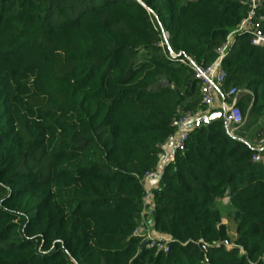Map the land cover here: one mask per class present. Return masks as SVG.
I'll return each instance as SVG.
<instances>
[{
    "label": "trees",
    "instance_id": "1",
    "mask_svg": "<svg viewBox=\"0 0 264 264\" xmlns=\"http://www.w3.org/2000/svg\"><path fill=\"white\" fill-rule=\"evenodd\" d=\"M251 9L0 0V264H264V127L253 132L261 147L244 137L264 119V47L241 29ZM256 12L264 28V0ZM225 43L223 88L242 92L243 122L233 134L223 117L191 127L153 190V228L169 250L142 247L144 175L174 120L208 110L170 52L207 65Z\"/></svg>",
    "mask_w": 264,
    "mask_h": 264
},
{
    "label": "built area",
    "instance_id": "2",
    "mask_svg": "<svg viewBox=\"0 0 264 264\" xmlns=\"http://www.w3.org/2000/svg\"><path fill=\"white\" fill-rule=\"evenodd\" d=\"M258 0H251L252 9L249 16L244 20L241 25V29L247 31L252 36V43L257 46L264 47V28L261 18L257 17L256 2ZM169 33L162 32L161 41L159 45L165 48ZM229 43L223 44L217 52V58L210 64L204 65L197 63L192 57L183 56L176 52L171 51L170 57L177 59L179 63L188 64L193 70L194 78L197 80L200 90L203 104L211 109L216 106L218 100V94L221 92V102L218 104V108L222 112V117L225 121L230 133L233 134L234 128L243 122V113L238 106V89L236 86H232L229 89L223 88V83L226 79V72L222 66V59L224 58ZM200 114L186 113L176 118L173 124L176 126L177 131L175 136V145L177 150H183L186 145V141L189 137V131L191 127L199 120ZM255 160H260V156L256 155ZM163 171L158 169L151 170L144 175V185L146 194L142 199L143 217L152 212L154 209V196L153 190L157 188L161 181ZM153 183L151 185L150 183ZM226 195L223 200H228ZM142 224L139 225L136 230V234L142 232ZM168 238L156 236L149 241V246L156 249L169 250L167 243ZM207 261V259H206Z\"/></svg>",
    "mask_w": 264,
    "mask_h": 264
},
{
    "label": "crops",
    "instance_id": "3",
    "mask_svg": "<svg viewBox=\"0 0 264 264\" xmlns=\"http://www.w3.org/2000/svg\"><path fill=\"white\" fill-rule=\"evenodd\" d=\"M221 102V92L220 94H218V100L217 103L220 104ZM216 103V106L208 109L206 112H204L203 116L199 119H202L204 117H208L209 115H211L212 113L218 112L220 110H218V104ZM211 110H216L212 113H210ZM259 147L262 146V144H258ZM177 148L175 145V136H173L172 138H170L164 145H163V152L160 155V160H159V164L157 169L160 171H163L165 169V167L174 160L175 154H176ZM151 185H153V183H150ZM145 186V185H144ZM150 223L151 227H152V231H151V235L152 236H160V237H164V238H168L167 235L162 234L157 232L154 228H153V221H152V212L147 213L144 217L142 215L141 220H140V224H145L148 225L147 223ZM146 233H150V230H147Z\"/></svg>",
    "mask_w": 264,
    "mask_h": 264
},
{
    "label": "rangeland",
    "instance_id": "4",
    "mask_svg": "<svg viewBox=\"0 0 264 264\" xmlns=\"http://www.w3.org/2000/svg\"><path fill=\"white\" fill-rule=\"evenodd\" d=\"M241 93L242 92L240 91V94L239 95H241ZM239 95H238V97H239ZM263 127H264V119L260 120L256 124L255 130L253 129L249 133H244V137L247 140L252 141L254 143H260V144H262L263 143L262 140L261 141H258V140L255 141L257 139V135L255 133H253V132H256V130L262 129ZM234 129H236V127ZM222 201L225 204H228V200H222ZM229 213H230L229 209L226 208V207H223V210H222V215H223L222 222L225 225H227V227H228V235H229L231 241L233 242L236 239V237H237V221ZM147 224L148 225L142 224L143 230H142V232H140V235L145 236V240L144 241L150 240V239L156 237V236H152L151 235L152 227H151L150 223L148 222ZM147 230H150V233H146Z\"/></svg>",
    "mask_w": 264,
    "mask_h": 264
},
{
    "label": "water",
    "instance_id": "5",
    "mask_svg": "<svg viewBox=\"0 0 264 264\" xmlns=\"http://www.w3.org/2000/svg\"><path fill=\"white\" fill-rule=\"evenodd\" d=\"M220 117H222V112L218 111V112L212 113L208 117H204L202 119L197 120L195 124L196 125L208 124L210 121H212V120H214L216 118H220ZM146 244H147V241H143L142 247L146 246Z\"/></svg>",
    "mask_w": 264,
    "mask_h": 264
}]
</instances>
